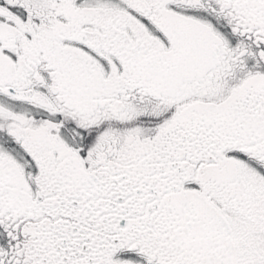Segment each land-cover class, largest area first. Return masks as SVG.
<instances>
[{
    "label": "snow or ice",
    "instance_id": "snow-or-ice-1",
    "mask_svg": "<svg viewBox=\"0 0 264 264\" xmlns=\"http://www.w3.org/2000/svg\"><path fill=\"white\" fill-rule=\"evenodd\" d=\"M0 264H264V0H0Z\"/></svg>",
    "mask_w": 264,
    "mask_h": 264
}]
</instances>
